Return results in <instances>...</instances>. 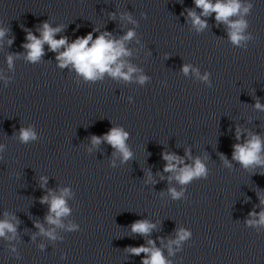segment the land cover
I'll return each mask as SVG.
<instances>
[{"label":"clouds","instance_id":"obj_1","mask_svg":"<svg viewBox=\"0 0 264 264\" xmlns=\"http://www.w3.org/2000/svg\"><path fill=\"white\" fill-rule=\"evenodd\" d=\"M195 8L186 9V20L190 19L193 27L199 32L208 27L207 19H201V17H209L210 14L215 13V21L217 24L226 25L228 38L234 45H239L242 40L247 39L244 36V30L247 27L246 21L242 18V13L247 14L249 12L248 7L242 9L240 0H193ZM195 9H200V13L197 14ZM147 19V14H142ZM183 15V13H182ZM231 17H241L236 20H231ZM114 18V14H113ZM122 19H127L132 23L131 15L124 13L121 16ZM65 25L52 27L45 20L40 28L36 31L40 33L39 37L32 31H28L25 37L26 43L23 44V48L27 51L26 59L31 63L40 61L44 53V45L47 44L49 50L55 52L57 66L59 68H67L69 65L75 70V72L82 76L85 80L96 81L102 79L104 74L107 73L114 79H123L130 81L133 78V73H137L140 70L133 67L130 63L123 58L131 56V52L125 47V42L130 41L135 33L133 30L127 31L121 35L119 39H116L111 32L102 31L97 27H93L92 31L86 35L77 36L75 39H71L67 35L55 38L58 33L64 31ZM10 29H0V42L3 41L6 32ZM94 33H98L95 35ZM13 39L8 40V44L13 43ZM63 49V51H61ZM19 55V54H15ZM7 63L11 68L13 66L14 55H9ZM126 69V71H125ZM190 69L196 74V76L204 81H208V75L200 76L199 72L192 68L190 65H184L182 71L187 75ZM139 83L143 84L148 79L144 75L137 77ZM209 86H211L209 82ZM254 107L257 110L264 111V104H261L257 99ZM243 131L237 127L235 142L232 145L231 158L237 161L242 167L248 168L255 165L264 167V140H262L259 134L248 132L247 138L244 142L241 141ZM129 133L123 130L121 127H112L107 133L102 136H92L91 141L93 145L107 142L122 156V162H126L132 158V152L129 150L126 140ZM36 134L31 128L19 129V140L21 143L27 144L29 141L35 140ZM3 150V146L0 145V151ZM185 156L189 159H193L190 151L185 149ZM162 159L165 161L163 171L171 173L168 177L169 182L171 180L177 181L180 185H187L194 179L208 178V169L200 158H194L192 164H187L184 157L177 155L176 153H162ZM220 159L223 164L231 168L232 164L228 160L224 153H220ZM161 179H164L161 176ZM149 180L151 175L149 174ZM41 187L43 188L47 184V178L41 177ZM169 194L173 199H180L183 196V191H176L175 188L168 189ZM70 195L68 188L60 190V194L57 195L53 190L49 189L47 194L41 197L40 202L42 204H48V214L45 216V220L50 225L62 227L60 218L67 216L70 213V209L66 204V197ZM261 204H264V200H261ZM8 214L5 213V216ZM249 217L259 216L258 220L248 219L246 223L248 225H264V210L260 213L255 211L249 212ZM15 219V217H13ZM18 223V222H17ZM40 233L48 236L51 239H55V229L45 230L42 224L39 222L35 225ZM131 232L133 234H139L141 236H148L151 234L156 225L149 222L147 219H137L131 223ZM70 230H75L76 225H69ZM10 232L15 235L17 231L16 225L9 222L8 219L0 221V237L5 236V233ZM192 235L191 231L180 228L176 230V238L169 240L164 247L168 248L169 254H172V245L179 246L181 242L187 240ZM163 244V238H159ZM126 251L135 256H140L141 253L145 254L142 258L141 264H169L165 259L161 248L156 247V241L149 239L145 244H141L139 247H129Z\"/></svg>","mask_w":264,"mask_h":264}]
</instances>
